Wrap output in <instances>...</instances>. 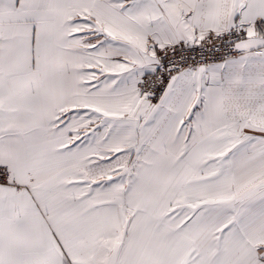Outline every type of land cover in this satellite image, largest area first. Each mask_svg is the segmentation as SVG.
Listing matches in <instances>:
<instances>
[{
  "label": "snow or ice",
  "instance_id": "snow-or-ice-1",
  "mask_svg": "<svg viewBox=\"0 0 264 264\" xmlns=\"http://www.w3.org/2000/svg\"><path fill=\"white\" fill-rule=\"evenodd\" d=\"M0 264H264V0H0Z\"/></svg>",
  "mask_w": 264,
  "mask_h": 264
}]
</instances>
